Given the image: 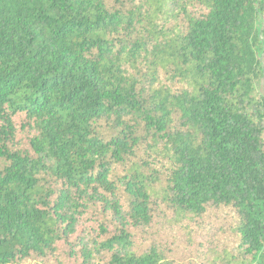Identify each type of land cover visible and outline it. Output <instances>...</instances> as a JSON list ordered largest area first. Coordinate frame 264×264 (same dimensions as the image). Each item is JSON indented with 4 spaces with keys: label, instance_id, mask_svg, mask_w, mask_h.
I'll list each match as a JSON object with an SVG mask.
<instances>
[{
    "label": "trees",
    "instance_id": "1",
    "mask_svg": "<svg viewBox=\"0 0 264 264\" xmlns=\"http://www.w3.org/2000/svg\"><path fill=\"white\" fill-rule=\"evenodd\" d=\"M51 259L264 264V0H0V264Z\"/></svg>",
    "mask_w": 264,
    "mask_h": 264
},
{
    "label": "rangeland",
    "instance_id": "2",
    "mask_svg": "<svg viewBox=\"0 0 264 264\" xmlns=\"http://www.w3.org/2000/svg\"><path fill=\"white\" fill-rule=\"evenodd\" d=\"M225 220V219H223ZM227 228V225H225ZM169 240L173 242V246L176 248V252L179 256H184L192 261H197L196 251L192 250L194 248L191 243L190 236L185 234L183 231H176L175 234L172 232L168 233ZM221 239L224 240V243L231 242L232 240V234L231 231L226 229V235L220 236ZM224 245V244H223ZM41 264H60L59 262L55 261L54 259L41 262Z\"/></svg>",
    "mask_w": 264,
    "mask_h": 264
}]
</instances>
